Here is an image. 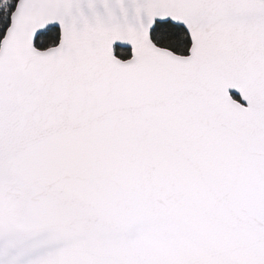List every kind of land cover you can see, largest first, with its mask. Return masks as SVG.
Listing matches in <instances>:
<instances>
[{"label":"snow or ice","instance_id":"obj_1","mask_svg":"<svg viewBox=\"0 0 264 264\" xmlns=\"http://www.w3.org/2000/svg\"><path fill=\"white\" fill-rule=\"evenodd\" d=\"M0 264H264V0H0Z\"/></svg>","mask_w":264,"mask_h":264}]
</instances>
